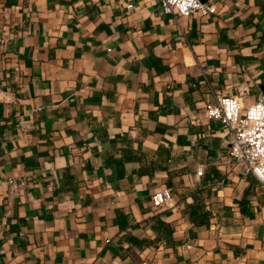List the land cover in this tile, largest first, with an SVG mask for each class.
I'll list each match as a JSON object with an SVG mask.
<instances>
[{
  "label": "crops",
  "instance_id": "0c3cea01",
  "mask_svg": "<svg viewBox=\"0 0 264 264\" xmlns=\"http://www.w3.org/2000/svg\"><path fill=\"white\" fill-rule=\"evenodd\" d=\"M208 1L0 0V264H264V184L204 116L264 92V0Z\"/></svg>",
  "mask_w": 264,
  "mask_h": 264
},
{
  "label": "built area",
  "instance_id": "2783aa9c",
  "mask_svg": "<svg viewBox=\"0 0 264 264\" xmlns=\"http://www.w3.org/2000/svg\"><path fill=\"white\" fill-rule=\"evenodd\" d=\"M132 5L128 3V7ZM161 5L165 12L172 13L175 18L194 12L209 14L217 10L216 3L208 0H162ZM6 44L7 41L0 37V48ZM204 116L222 122L230 133L229 153L234 161L244 164L247 171L264 184V92L261 91L254 102L246 107L237 94L218 95L215 100L205 103ZM16 181L12 176L0 177V187L4 183L13 184ZM172 196L173 191L169 187L156 190L152 194L153 206H163Z\"/></svg>",
  "mask_w": 264,
  "mask_h": 264
}]
</instances>
